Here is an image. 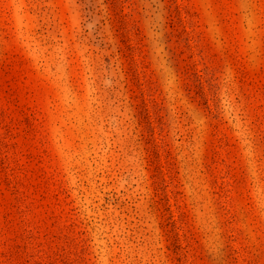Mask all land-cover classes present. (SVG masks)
I'll return each instance as SVG.
<instances>
[{
	"label": "rangeland",
	"instance_id": "1",
	"mask_svg": "<svg viewBox=\"0 0 264 264\" xmlns=\"http://www.w3.org/2000/svg\"><path fill=\"white\" fill-rule=\"evenodd\" d=\"M0 264H264V0H0Z\"/></svg>",
	"mask_w": 264,
	"mask_h": 264
}]
</instances>
